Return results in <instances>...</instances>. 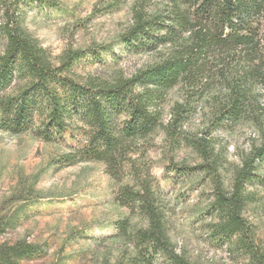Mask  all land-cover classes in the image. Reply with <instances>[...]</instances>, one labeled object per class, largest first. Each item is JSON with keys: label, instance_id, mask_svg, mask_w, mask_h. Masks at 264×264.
Returning a JSON list of instances; mask_svg holds the SVG:
<instances>
[{"label": "trees", "instance_id": "obj_1", "mask_svg": "<svg viewBox=\"0 0 264 264\" xmlns=\"http://www.w3.org/2000/svg\"><path fill=\"white\" fill-rule=\"evenodd\" d=\"M151 1L136 2L133 23L119 40L128 51L149 52L165 45L170 51L128 77L83 82L74 77L73 67L85 57L84 49L67 50L54 65L47 50L22 25L14 1L0 0L4 7L0 33L6 41L0 54V93L15 87L13 93L0 96V130L31 131L53 141L66 129L76 128L81 138L73 152L64 156L67 162L102 161L116 180L131 177L133 183L120 186L115 200L148 220V227L134 236L144 257L113 264L149 263L151 258L165 264H193L169 240L167 205L146 151L137 143L159 124L166 90L182 83L184 100L173 107L168 121L170 142L174 147L182 143L192 147L203 160L200 168L214 184L212 206L219 212L214 231L234 237L237 251L249 253L255 264H264V249L254 245L242 215L245 189L256 161L264 159V142L243 161L226 193L207 132L182 134L184 119L213 88L223 93L213 95L219 100L212 110V126L245 115L255 120L262 117L264 107L252 87L264 89V0H165L162 9L154 10ZM30 190L35 192L33 187ZM22 210V206L0 209V235ZM120 228L125 230L124 225ZM38 249L25 240L0 242V264H23Z\"/></svg>", "mask_w": 264, "mask_h": 264}, {"label": "rangeland", "instance_id": "obj_2", "mask_svg": "<svg viewBox=\"0 0 264 264\" xmlns=\"http://www.w3.org/2000/svg\"><path fill=\"white\" fill-rule=\"evenodd\" d=\"M8 1L17 5L22 25L47 50L54 65L67 50L86 51L73 67L74 77L83 82L128 77L170 51L168 45L149 52L128 51L120 42L119 36L133 23L138 0ZM165 4V0H152L150 9H162ZM3 20L4 7L0 6V25ZM5 43L0 33V54ZM14 88L0 96L13 93ZM252 90L264 107V89L254 85ZM184 93L182 83L168 88L160 105L159 124L137 140L146 151L167 205L169 240L175 251L193 264H255L249 253L235 249L234 237L214 231L219 212L212 206L214 184L200 168L202 158L192 147L184 143L174 147L170 142L168 121L173 107L184 100ZM221 93L213 88L197 103L182 123V134L191 137L207 132L220 185L227 193L243 161L264 142V113L258 120L245 115L212 126V110L219 100L213 97ZM71 129L53 141L31 131L0 130V209L23 208L16 222L0 235V242L25 240L37 245V252L25 257L23 264L127 262L139 255L135 233L149 224L145 217L131 213L115 200L117 189L133 181L128 175L116 180L106 172L102 161L67 162L64 156L73 152L81 138L76 128ZM256 163L245 189L242 215L250 225L254 245L263 250L264 159ZM143 257L144 252L139 255ZM136 264L165 263L151 258L149 263Z\"/></svg>", "mask_w": 264, "mask_h": 264}]
</instances>
